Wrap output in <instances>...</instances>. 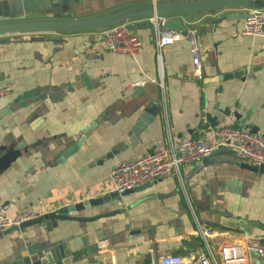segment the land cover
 <instances>
[{
    "label": "crops",
    "instance_id": "crops-1",
    "mask_svg": "<svg viewBox=\"0 0 264 264\" xmlns=\"http://www.w3.org/2000/svg\"><path fill=\"white\" fill-rule=\"evenodd\" d=\"M1 1L6 5L0 4V13L50 10L79 18L151 0ZM246 12L197 11L192 19L188 13L164 14L167 21L180 20L184 30L162 47L159 61L145 17L132 21L142 42L133 57L107 49L104 29L0 36V86L10 87L0 99V213L43 214L100 196L111 190L110 172L119 160L200 135L203 129L196 126L207 112L217 117L216 125L234 124L232 115L223 114L227 109L248 116L244 124L262 133L264 36L242 34ZM189 27L201 50L202 79L192 73ZM150 104L161 111L131 147V129ZM240 162L232 147L218 148L208 164H182L128 193L124 210L112 216L58 220L51 229L42 223L24 231L0 229V264L25 245L62 242L73 245L70 264H141L174 252L186 261L217 258L225 240L264 237V175ZM117 208L106 202L79 214Z\"/></svg>",
    "mask_w": 264,
    "mask_h": 264
},
{
    "label": "built area",
    "instance_id": "built-area-1",
    "mask_svg": "<svg viewBox=\"0 0 264 264\" xmlns=\"http://www.w3.org/2000/svg\"><path fill=\"white\" fill-rule=\"evenodd\" d=\"M152 25L157 59L160 50L173 44L182 36L180 31L165 26L164 15L145 16ZM127 23H119L104 28L103 44L110 51L128 56H136L142 49L140 38L128 29ZM242 34L264 36V9L251 8L244 18ZM187 37L192 53V73L197 79L203 78L201 50L195 32L187 29ZM10 93V87L0 86V99ZM193 138H184L174 145L155 148L144 154L119 160L110 172L111 190L124 192L166 176L182 164H192L211 156L218 148L232 147L238 158H245L249 164H264V137L259 132H251L243 126H235L228 121L207 127ZM41 215L26 209L10 216L0 213V229L19 225ZM256 257V258H255ZM150 264H264V237H252L246 241L228 239L221 243L217 258L214 255L200 256L197 260L186 261L177 253L155 256Z\"/></svg>",
    "mask_w": 264,
    "mask_h": 264
},
{
    "label": "water",
    "instance_id": "water-1",
    "mask_svg": "<svg viewBox=\"0 0 264 264\" xmlns=\"http://www.w3.org/2000/svg\"><path fill=\"white\" fill-rule=\"evenodd\" d=\"M46 2L51 3V0H46ZM0 4L5 7L6 2L1 1ZM237 7H243L246 10L251 8L264 9V0H174L166 2H156L155 0H151L147 3L122 6L101 15L79 18L56 17L52 14V12H50V10H48V12L29 10L23 13H11L4 10L3 13H0V36L11 34L82 32L104 29L124 22L128 24V29L133 32L139 27V25L132 23V21L139 17L172 13H188L192 19L193 13L197 11L228 10ZM246 15L247 12L243 15V17L245 18ZM165 26L178 31L184 30L180 20L167 21ZM242 73V70H239L236 72V76L239 77ZM229 76L231 75L228 74L224 77ZM160 111L161 108L156 104H150L145 108L144 112L140 115L131 129V136L129 138V144L131 147L140 142V133L142 129L145 128L151 119L160 113ZM223 114L227 116L232 115L234 117L235 126H244L251 132H259V127L257 125L244 124L245 120L248 119V116L242 119L237 112H230L228 109L223 111ZM217 123V117L212 116L207 112L199 118L196 127L200 130L206 128L207 125L215 126ZM86 131L84 132L85 134L87 133ZM261 134L264 137V130ZM75 147L76 144L70 147V149L63 155L66 156L69 152L73 151ZM240 160L241 162L239 165L241 168H246L251 172L264 175V164L253 165L249 164L245 158ZM202 161L203 163L208 164V157L204 158ZM147 185H149V183L124 192L110 190L94 198L65 204L54 210L45 212L34 219L24 221L19 225H12L5 228L4 232H11L13 230L24 231L26 227L41 223L51 229L52 226L55 227L57 225L58 220L83 223L92 222L100 217L112 216L124 210L122 199L125 195L135 190H140ZM106 202H112L119 208L105 213H99L95 216H84L79 214L82 211L89 210L94 206H98ZM72 251L73 245L70 243L66 244L65 242L49 246L40 244L25 245L6 264H70L72 262Z\"/></svg>",
    "mask_w": 264,
    "mask_h": 264
},
{
    "label": "rangeland",
    "instance_id": "rangeland-1",
    "mask_svg": "<svg viewBox=\"0 0 264 264\" xmlns=\"http://www.w3.org/2000/svg\"><path fill=\"white\" fill-rule=\"evenodd\" d=\"M255 258H256V257H255ZM150 260H151V259H150V257H148V258H146V259H145V261H144L143 263H141V264H146V263H149V262H150Z\"/></svg>",
    "mask_w": 264,
    "mask_h": 264
}]
</instances>
